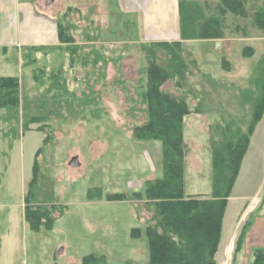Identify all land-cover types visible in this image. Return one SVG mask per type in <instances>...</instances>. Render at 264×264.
<instances>
[{
  "label": "rangeland",
  "instance_id": "374dc122",
  "mask_svg": "<svg viewBox=\"0 0 264 264\" xmlns=\"http://www.w3.org/2000/svg\"><path fill=\"white\" fill-rule=\"evenodd\" d=\"M26 2L33 3L39 15L19 19L23 32H50V20L44 18L49 14L58 21L55 50L37 55L23 50L21 58L28 63L22 77L24 95L30 100L29 116L41 114L42 101L56 110L47 122L52 139L38 157L36 199L42 204L53 201L47 205L56 209L54 215L64 214L55 220L52 232L18 228V263L50 264L54 253L63 259L100 254L107 264L148 262L144 220L151 218L152 211L145 201H89L87 197L97 196L98 189L104 196L143 192L146 182L156 178L153 164L162 168V143L134 138L135 127L147 120L140 98L150 58L143 48L149 51L154 42L139 38L137 19L123 12L118 0H55L53 4L20 0L22 5ZM207 2L214 6L218 0H182V28L188 41L182 45L181 56L187 67L183 75L177 73L162 87L186 100L192 111L184 119L185 189L206 196L213 190L214 143L220 144L238 129L247 131L264 83V29L254 23V15L264 13V0H250L246 18L229 15L225 38L219 40L198 38L199 22L214 13ZM61 29L73 43L60 42ZM16 55L15 48H10L7 57L0 51V61L7 59L9 65L0 69V76L15 75ZM156 55L157 63L168 68V52L160 49ZM39 70L45 72L42 83L33 78ZM53 73L59 74L69 94L50 90ZM13 117V113L0 111V231L10 218L5 209H13L14 216L23 215L34 155L45 138L36 131L40 124H33L24 146L19 150L15 146L11 155L12 144L19 141L13 136L15 131L20 140L23 137L22 120L17 123ZM9 156L16 160L15 172L21 165L28 175L24 195L20 173L15 179L14 173H6ZM232 193L216 262L222 264L223 250L235 227L232 254L223 264H253L255 250L264 249V115L251 137ZM136 228L141 231L138 238L132 235Z\"/></svg>",
  "mask_w": 264,
  "mask_h": 264
},
{
  "label": "trees",
  "instance_id": "16d2710c",
  "mask_svg": "<svg viewBox=\"0 0 264 264\" xmlns=\"http://www.w3.org/2000/svg\"><path fill=\"white\" fill-rule=\"evenodd\" d=\"M250 0H218L213 6L206 3L208 9L214 8L199 22V39L219 40L225 38V29L229 15L237 18L248 16L247 4ZM264 13H256L254 23L264 29ZM59 33L60 42L73 43L72 37L65 34L63 29ZM56 47H29L27 52L44 53L46 50L54 51ZM79 47L72 49L76 52ZM150 61L146 69V85L141 93L140 104L145 105L147 120L135 127L134 138L137 141H160L162 143L163 176L162 178L147 181L143 192L111 193L103 195L101 189L96 190L97 196L88 195L89 201L109 202L116 201H145L148 209L152 211L151 218L146 223V234L149 242L148 264H217L216 255L221 242L225 213L235 183L239 177L243 160L248 152L251 137L258 123L264 115V83L259 99L256 101L254 111L247 131L238 129L225 137L220 144L214 143L212 148V194H189L185 189V134L184 119L191 114L189 104L183 98L164 91L162 87L168 80L183 75L187 65L182 59L183 46L181 42H154L149 49ZM166 50L171 58L169 67H163L156 61L157 51ZM48 53V52H47ZM45 53V54H47ZM37 60V58H35ZM31 63V61H30ZM29 63V64H30ZM95 64L97 61L94 62ZM27 62L25 66H27ZM179 68L176 71L174 68ZM173 70H170V69ZM44 71L34 73V80L42 83ZM59 74H52L50 90L59 89L63 94H69L66 85L59 81ZM55 97V95H54ZM30 100L24 95L23 79L17 76H0V111L13 113L14 120H22L23 134L32 131L33 124H40L36 129L45 134L43 145L38 149L34 158L33 176L28 184L25 196V220L33 232L42 229L51 231L55 220L64 214V211L54 215L56 209L49 207L53 201L38 203L36 190L40 182L38 157L52 137L48 134L47 122L55 108L51 109L46 101L39 103L40 115L29 116ZM54 107L56 103L52 104ZM61 105V103H60ZM66 105H69L66 102ZM23 114L21 116V109ZM227 130V129H226ZM229 129L228 132L229 133ZM15 140L20 134L15 131ZM138 212V211H137ZM139 228L133 230V237H140ZM241 234L239 245L244 238ZM238 245V248H239ZM237 248V249H238ZM253 264H264V249L255 250ZM81 264H107L106 257L100 254H89L82 258Z\"/></svg>",
  "mask_w": 264,
  "mask_h": 264
},
{
  "label": "crops",
  "instance_id": "0c3cea01",
  "mask_svg": "<svg viewBox=\"0 0 264 264\" xmlns=\"http://www.w3.org/2000/svg\"><path fill=\"white\" fill-rule=\"evenodd\" d=\"M118 1L122 8V11L126 15L130 16L133 19H137L138 27L136 31L138 32L139 38L143 42L146 43V42H160V41H166V42L178 41L181 42L182 45H184V43L188 41L187 39L188 37L184 35L182 28V20H181L182 0H118ZM10 11L12 13L11 15L8 16ZM37 14L38 12L36 10V7L31 2H26L22 5V3H20V0H0V51L3 54V57H7L10 48L16 49V54H17L15 57L16 71L14 76H17L21 79H23L22 71L26 68L25 62H23V58H21L22 51L29 47H53L57 45L58 42V23H57L58 21L55 20L57 18H55L51 14H49V17L43 15L45 19L50 20L49 22L51 26L50 32H46L42 35V33L39 34L36 32L32 34L27 29L24 32L22 31V21H19V19H30L33 16L37 17ZM10 19L12 21H10ZM35 58L38 59L37 56ZM7 63H8L7 59L3 61L1 60L0 69L2 68L7 69V67H9ZM37 133H39V135H43L42 132L37 131ZM26 134L27 132L23 134L22 139L21 140L19 139V141H17L16 144H12L10 154L12 153L15 146L18 147V150L24 146ZM153 141H145V142H153ZM9 157L10 159L7 163L8 166H6L7 167L6 173L8 172V170L11 174L14 173V179L16 178V175L19 176L20 173L19 178L21 180V185H22L21 188L23 191L24 184L27 181L28 175L26 176L23 173L21 165L19 167V170L15 172L17 168L16 160L14 159V156H9ZM157 166L159 167H156L155 163L152 166V172L156 173L155 179L162 178L163 176V162H162V168L160 164ZM32 176H33V166H32ZM22 194L24 195V191L22 192ZM231 199L232 196L229 199V202ZM21 207L23 208L22 217L19 215L14 216L15 211L13 209H9V208L5 209V212H7L10 218L7 221V227L5 228V230L0 231V264H19L18 259L16 258V252H19L20 249L19 248L20 241L18 238L19 229L20 226L22 228V231H25L26 228L30 229L29 224L25 220V210H24L25 197L23 199V204ZM226 214L227 213H225L224 221L226 219ZM144 223L146 228L147 222L145 220ZM223 226H224V222H223ZM55 228L56 227L54 223L51 232L56 230ZM234 228H233V232H231L229 236V240L227 242V245L225 246V250H223V260H221L222 264L226 263L227 258L230 257V255L232 254L234 241H235L233 237L234 235H236L234 234L236 233L234 231ZM148 248H149V242H148ZM219 254H220V248L216 255V259L219 256ZM81 260H82L81 258L63 259L60 253L58 254L54 253L53 256L51 257L50 264H81ZM148 262L145 263L141 262L137 264H148Z\"/></svg>",
  "mask_w": 264,
  "mask_h": 264
},
{
  "label": "water",
  "instance_id": "95a60500",
  "mask_svg": "<svg viewBox=\"0 0 264 264\" xmlns=\"http://www.w3.org/2000/svg\"><path fill=\"white\" fill-rule=\"evenodd\" d=\"M48 1V3H54L55 2V0H47Z\"/></svg>",
  "mask_w": 264,
  "mask_h": 264
}]
</instances>
